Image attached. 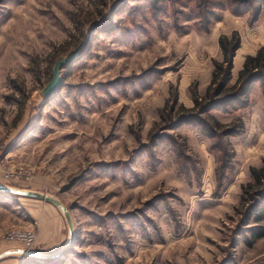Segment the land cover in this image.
<instances>
[{
	"label": "rangeland",
	"instance_id": "obj_1",
	"mask_svg": "<svg viewBox=\"0 0 264 264\" xmlns=\"http://www.w3.org/2000/svg\"><path fill=\"white\" fill-rule=\"evenodd\" d=\"M200 2L0 0V183L57 198L75 228L70 244L59 207L0 193V252L27 249L7 234L39 239L55 213L68 243L47 255L68 249L18 264H264V238L249 245L260 199L242 198L264 160L261 86L228 112L193 99L207 98L221 35L239 34V58L264 46V7L199 19Z\"/></svg>",
	"mask_w": 264,
	"mask_h": 264
},
{
	"label": "trees",
	"instance_id": "obj_2",
	"mask_svg": "<svg viewBox=\"0 0 264 264\" xmlns=\"http://www.w3.org/2000/svg\"><path fill=\"white\" fill-rule=\"evenodd\" d=\"M216 4H218V1L201 0L198 6L205 8L197 18H209L208 15L210 16V14L207 13L214 12L213 9L210 10V5H213V7L218 6L221 9L229 8L237 15L252 11L257 18L263 10L264 0H226L219 5ZM211 20L209 19V22ZM219 42L223 53V61L214 62L212 81L208 87L205 102H202L203 100L197 97V93L193 95L196 106H200L201 112H207L213 109H224L228 112L230 108H245L247 107L251 94L256 90L257 84L261 86L264 96V46H261L255 54L245 56L244 64L239 72L238 78L235 84L230 86L234 58L237 50L240 48V37L237 32L232 37L221 35ZM251 176L253 181L243 187L242 198L244 199L245 194L248 193L250 197H256V200L258 198L260 199L256 203V209L254 207L252 208V210L256 211H252V214L255 215V222L261 223L264 222V160L261 167L251 168ZM248 199V197L245 198V200ZM263 237L264 225H259L254 229L253 238L249 242V245H252L255 241Z\"/></svg>",
	"mask_w": 264,
	"mask_h": 264
},
{
	"label": "water",
	"instance_id": "obj_3",
	"mask_svg": "<svg viewBox=\"0 0 264 264\" xmlns=\"http://www.w3.org/2000/svg\"><path fill=\"white\" fill-rule=\"evenodd\" d=\"M78 55H79V53L75 52L69 56L62 57L61 59L56 61L54 68H53L52 78H51L50 82L44 87V89L42 91L43 95L46 98H51L56 92H58L60 90V88L62 87L63 81H64V78L61 74L62 69L66 65L70 64L75 59H77ZM0 193L13 194V195H18V196L41 199V200L47 201V202L52 203V204L56 205L57 207H59L62 210V212L64 213V215L68 221L70 235H71L69 243L72 244V242L74 240V236H75L74 224H73L69 209L60 200H58L57 198H54L53 196L45 194V193H41L38 191H32V190H22V189H18L16 187L4 185L1 183H0ZM67 249H68V247L66 249H64L63 251H61L58 255L62 254ZM14 252L21 253L22 255H24V257L28 256V257H32V258H38L41 260L52 259V258L58 256V255L54 256V255L42 254V253L36 252L35 250H31V249H17V250H13V251H9V252H6L4 254H1L0 258L7 253H14Z\"/></svg>",
	"mask_w": 264,
	"mask_h": 264
},
{
	"label": "crops",
	"instance_id": "obj_4",
	"mask_svg": "<svg viewBox=\"0 0 264 264\" xmlns=\"http://www.w3.org/2000/svg\"><path fill=\"white\" fill-rule=\"evenodd\" d=\"M254 53H256V50L253 53H246V54L248 55V54H254ZM244 60H245V56H242L239 58L238 53L236 54V56L234 58V63L238 65L239 72L243 67ZM239 72H238V74H239ZM41 217H42V223L44 225L41 229L39 239H38V246H37L35 251L42 253V254H48V253L53 254L54 252L60 251L62 249V247L68 243L67 242L68 238H67V235L65 234V232H63L61 229L58 215L53 213V218H51V219L45 218L43 215H41ZM17 249H22V248L4 249L0 252V255L4 254L6 252H9V251L17 250ZM17 254L18 253H16V252L5 254L4 256H2L0 258V264H18V263H20L18 261L19 259L16 256H14ZM13 257H16V258H13Z\"/></svg>",
	"mask_w": 264,
	"mask_h": 264
},
{
	"label": "built area",
	"instance_id": "obj_5",
	"mask_svg": "<svg viewBox=\"0 0 264 264\" xmlns=\"http://www.w3.org/2000/svg\"><path fill=\"white\" fill-rule=\"evenodd\" d=\"M4 174L7 178L11 176L10 173H4ZM7 239L11 241H14V240L21 241L25 244L27 249L33 250L37 242L38 235L32 229H14L7 234Z\"/></svg>",
	"mask_w": 264,
	"mask_h": 264
}]
</instances>
